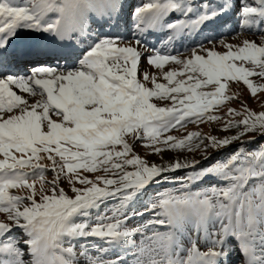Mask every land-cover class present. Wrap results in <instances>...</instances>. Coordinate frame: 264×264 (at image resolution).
<instances>
[{
  "label": "snow or ice",
  "instance_id": "obj_1",
  "mask_svg": "<svg viewBox=\"0 0 264 264\" xmlns=\"http://www.w3.org/2000/svg\"><path fill=\"white\" fill-rule=\"evenodd\" d=\"M252 77L264 0H0V264H264Z\"/></svg>",
  "mask_w": 264,
  "mask_h": 264
},
{
  "label": "rangeland",
  "instance_id": "obj_2",
  "mask_svg": "<svg viewBox=\"0 0 264 264\" xmlns=\"http://www.w3.org/2000/svg\"><path fill=\"white\" fill-rule=\"evenodd\" d=\"M222 31H224L226 34L228 32H232V35H228L227 36V42L231 43V44H237L239 43L241 40L247 38V39H252V40H256L257 43H259V37L254 36V35H249L247 32L242 33L239 37H235V32H238L239 29L236 27V23L234 20L229 21V27L222 29ZM152 42L155 43L154 38L152 39ZM159 47V45H157ZM177 47H179V45H177ZM218 51H224L225 49L222 46H218L217 47ZM145 69H147L150 74H156L159 75L158 70H156L155 68H147L146 64H143L141 66V72H143ZM252 79L255 82H264L261 81L259 77H252ZM159 82H164L162 79L159 80ZM151 86V85H149ZM232 90L234 93H236L237 95V99L227 102L228 105L232 108H235L237 110H241L242 109V104L241 101H243L244 103L247 104V106L257 112L264 110V93H257V96L259 97V99L257 100L256 98H253L250 96V93L246 90L245 86L241 83L239 85L233 83L232 84ZM226 110V109H225ZM220 115H223V112L219 113ZM236 119H239V117H236ZM191 131H198V132H202L203 134H208V135H215L218 137H223L225 135H231L234 134V130H229L227 132L223 131L221 128V125L213 122L211 124L209 123H202V124H189L187 125L186 129H180V130H173L170 134L173 136H182V135H186L187 132H191ZM264 142V141H262ZM138 153H140L142 156L145 155V149L142 145L138 144L136 149H135ZM178 155V153L170 151V150H166L164 151L161 155H156V154H148L146 156V158L150 161V162H155V163H162L164 161H169V160H173L174 158H176ZM184 155L189 156V158L191 157H195L197 159L200 158V153L199 152H194V153H190V152H185ZM213 155H215V153H213ZM180 158H183L182 156ZM44 163H50L47 161H44ZM91 175V174H89ZM47 178L50 180L52 179V174L48 173L47 174ZM63 187H65L66 189H68V185L67 182L65 181L62 184ZM14 194H24L26 190H20V189H14L12 190ZM71 194V193H69ZM2 215V214H0Z\"/></svg>",
  "mask_w": 264,
  "mask_h": 264
}]
</instances>
